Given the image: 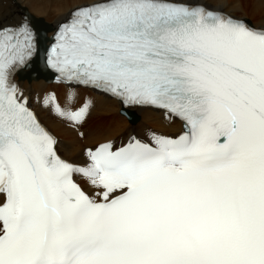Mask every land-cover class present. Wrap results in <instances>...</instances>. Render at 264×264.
<instances>
[{
  "label": "snow or ice",
  "instance_id": "obj_1",
  "mask_svg": "<svg viewBox=\"0 0 264 264\" xmlns=\"http://www.w3.org/2000/svg\"><path fill=\"white\" fill-rule=\"evenodd\" d=\"M223 7L92 0L50 44L29 14L0 25V264H264V25ZM34 65L67 86L43 98L67 127L83 87L182 131L65 159L16 80Z\"/></svg>",
  "mask_w": 264,
  "mask_h": 264
},
{
  "label": "bare ground",
  "instance_id": "obj_2",
  "mask_svg": "<svg viewBox=\"0 0 264 264\" xmlns=\"http://www.w3.org/2000/svg\"><path fill=\"white\" fill-rule=\"evenodd\" d=\"M91 2L92 0H2L0 25H15L22 19V14H29L35 26L46 36L44 43L47 44L60 22L65 21L77 7ZM199 2L213 9L224 5L225 12L246 18L257 26L264 25V4L259 2H247L239 7L231 6L227 0H199ZM33 72L34 70L28 73L26 71L23 76L21 72L17 74L20 87L30 97L32 106L58 138V150L62 156L70 161L83 162L84 149L101 142L115 140L117 145H120L130 136L139 135L146 138L151 132L174 136L182 131L181 122L176 119L166 120L161 111L150 108L132 109V112L139 114L138 121H132L127 116L128 113H122L119 101L81 87L75 89L78 94L77 105L83 104L85 98L90 97L94 107L82 126L75 129L67 127L64 121L52 113L50 106L48 108L43 106V98L49 92H55L63 103L67 86L56 83L46 67H41L36 76ZM78 133H83V136ZM76 178L89 193L93 192L86 179Z\"/></svg>",
  "mask_w": 264,
  "mask_h": 264
}]
</instances>
